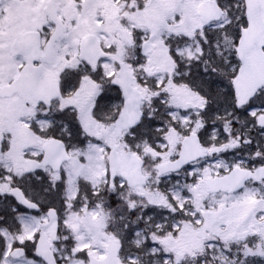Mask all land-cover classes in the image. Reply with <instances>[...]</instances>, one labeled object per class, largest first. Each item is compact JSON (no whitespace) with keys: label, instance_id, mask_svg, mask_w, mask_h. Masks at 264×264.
<instances>
[{"label":"snow or ice","instance_id":"obj_1","mask_svg":"<svg viewBox=\"0 0 264 264\" xmlns=\"http://www.w3.org/2000/svg\"><path fill=\"white\" fill-rule=\"evenodd\" d=\"M0 264H264V0H0Z\"/></svg>","mask_w":264,"mask_h":264}]
</instances>
